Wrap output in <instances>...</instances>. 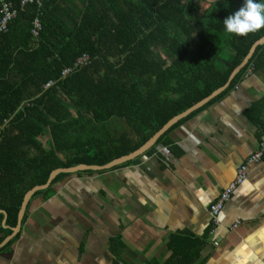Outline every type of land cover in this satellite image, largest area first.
Masks as SVG:
<instances>
[{
    "label": "trees",
    "instance_id": "trees-1",
    "mask_svg": "<svg viewBox=\"0 0 264 264\" xmlns=\"http://www.w3.org/2000/svg\"><path fill=\"white\" fill-rule=\"evenodd\" d=\"M10 1L18 13L0 34V210L7 215L3 226L0 211V242L16 225L25 193L43 185L52 170L102 166L119 156H110L108 146L87 155L95 147L82 142L77 124L117 117L135 123L140 133L144 127L137 109H162L150 117L155 126L144 143L172 117L222 86L264 35V28L246 36L226 31L224 19L244 0H203L204 5L202 0H45L23 9L21 0ZM35 19L37 37L31 34ZM82 53L87 62L61 76V69ZM258 69H264V44L213 99ZM48 80L52 84L43 88ZM67 109H77L76 115L68 116ZM69 150L68 158L64 152ZM96 155L100 160L92 158ZM63 176L57 174L33 196L49 197L51 185ZM170 245L174 253L165 264H176L180 253Z\"/></svg>",
    "mask_w": 264,
    "mask_h": 264
},
{
    "label": "crops",
    "instance_id": "crops-1",
    "mask_svg": "<svg viewBox=\"0 0 264 264\" xmlns=\"http://www.w3.org/2000/svg\"><path fill=\"white\" fill-rule=\"evenodd\" d=\"M214 97L142 155L101 170L62 173L49 197L32 195L18 237L0 250V264H165L174 253L170 243L180 253L176 264H264V155L248 165L224 204L221 225L212 229L208 215L264 137V69ZM137 110L140 133L117 117L77 124L82 142L95 147L87 155L108 146L110 156L119 153L113 161L139 149L153 136L142 143L155 126L150 117L162 109Z\"/></svg>",
    "mask_w": 264,
    "mask_h": 264
},
{
    "label": "water",
    "instance_id": "water-1",
    "mask_svg": "<svg viewBox=\"0 0 264 264\" xmlns=\"http://www.w3.org/2000/svg\"><path fill=\"white\" fill-rule=\"evenodd\" d=\"M263 44H264V35L261 36L259 39H257L255 42L252 43V46L250 47V49H249L247 55L245 56V58L236 67H234V69L231 71L227 81L222 86L216 88L215 90H213L210 94H208L207 96H205L201 100L191 104L189 107H187L185 110H183L182 113L174 116L169 121H167L161 127V129H159L155 134H153V136L151 138H149L135 152H133V153L127 155V156L117 158V159L111 161L110 163L106 164L103 167H100V166H88V165L80 164V165H76L74 167H69V168H66V169H54V170H52L48 174V177H47V179H46V181H45V183L43 185L33 186L29 191H27L25 193V195L23 197V200L21 202V205L19 207V210H18L16 225L11 227V233L9 235H7L0 242V247H2L4 244H6L20 230L21 221H22V218L24 216L26 206H27L30 198L32 197L33 193H35L36 191H40V190L45 189L49 185V183L52 181V179L57 174H59V173H74L76 171H81V170H101V169L109 168L111 166L120 164L121 162H124L126 160H130V159H133V158H135L137 156L142 155L145 151H147L150 147H152L155 144V142L158 140V138H160L173 124H175L184 115L189 113L191 109H195V108L201 106L202 104L207 102L210 98L214 97L215 95H217L218 93L223 91L229 85V83H230L231 79L234 77V75L249 61V59L252 56V53H253L254 49L257 46H260V45H263ZM1 213L3 214L2 225L6 226L5 222H6V216L7 215H6L4 210H1Z\"/></svg>",
    "mask_w": 264,
    "mask_h": 264
},
{
    "label": "built area",
    "instance_id": "built-area-1",
    "mask_svg": "<svg viewBox=\"0 0 264 264\" xmlns=\"http://www.w3.org/2000/svg\"><path fill=\"white\" fill-rule=\"evenodd\" d=\"M42 1L45 0H21L20 1V9H23L26 4L35 3L39 5ZM17 8H15L10 0H0V34L5 33L8 30L9 23L17 16ZM40 26L37 19L32 22V30L31 34L34 37H37V32ZM87 62V55L82 54L77 57L72 63V67H64L60 71V75L63 76L67 72H69L73 67L77 65H84ZM250 72V70H249ZM52 84L51 80L46 81L42 87L46 88ZM264 155V137L260 138L258 146L256 150L251 153L246 159L245 163L238 166L236 169V175L234 179L227 184L226 187L223 188L221 193L217 196V198L209 205L208 207V215L211 221V228L214 229L221 225V210L224 204L231 198L232 194L235 192L237 187L244 182L246 177V172L248 165L259 162Z\"/></svg>",
    "mask_w": 264,
    "mask_h": 264
},
{
    "label": "clouds",
    "instance_id": "clouds-1",
    "mask_svg": "<svg viewBox=\"0 0 264 264\" xmlns=\"http://www.w3.org/2000/svg\"><path fill=\"white\" fill-rule=\"evenodd\" d=\"M226 31L237 36L264 28V2L244 0L243 6L223 21Z\"/></svg>",
    "mask_w": 264,
    "mask_h": 264
}]
</instances>
